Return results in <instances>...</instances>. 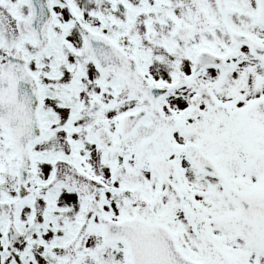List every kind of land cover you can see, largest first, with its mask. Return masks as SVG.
<instances>
[{"label":"snow or ice","instance_id":"obj_1","mask_svg":"<svg viewBox=\"0 0 264 264\" xmlns=\"http://www.w3.org/2000/svg\"><path fill=\"white\" fill-rule=\"evenodd\" d=\"M0 264H264V0H0Z\"/></svg>","mask_w":264,"mask_h":264}]
</instances>
